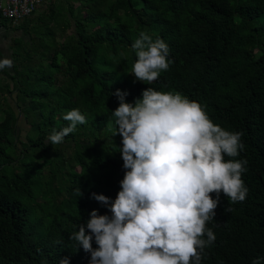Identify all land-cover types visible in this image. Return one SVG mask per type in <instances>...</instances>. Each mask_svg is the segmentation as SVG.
I'll use <instances>...</instances> for the list:
<instances>
[{
    "label": "trees",
    "instance_id": "obj_1",
    "mask_svg": "<svg viewBox=\"0 0 264 264\" xmlns=\"http://www.w3.org/2000/svg\"><path fill=\"white\" fill-rule=\"evenodd\" d=\"M49 7L57 13L40 26L55 21L49 35L65 37L44 45V65L31 62L34 49L26 65L13 52L0 80V264H90L70 237L93 210L111 215L93 193L114 201L126 171L112 93L127 92L133 102L148 87L179 92L214 124L243 134L244 149L224 159L247 160L248 193L233 203L221 192L206 222L216 239L201 264H264V0H50ZM141 32L169 48V68L150 85L132 74L131 45ZM77 108L87 123L51 144Z\"/></svg>",
    "mask_w": 264,
    "mask_h": 264
},
{
    "label": "clouds",
    "instance_id": "obj_2",
    "mask_svg": "<svg viewBox=\"0 0 264 264\" xmlns=\"http://www.w3.org/2000/svg\"><path fill=\"white\" fill-rule=\"evenodd\" d=\"M131 47L137 57L132 65L136 80L150 85L169 68L163 39L141 32ZM12 63L0 60V70ZM112 95L119 101L112 113L126 170L121 190L114 201L93 193L111 215L93 210L86 228L80 225L70 238L90 253V264H201L202 250L216 239L206 222L216 216L221 192L233 203L244 201L248 193L242 179L247 160L224 159L244 149L243 134L214 124L199 103L179 92L148 87L133 102L119 89ZM63 119L70 124L53 130L48 137L53 145L87 123L78 108ZM59 264H69V259Z\"/></svg>",
    "mask_w": 264,
    "mask_h": 264
},
{
    "label": "rangeland",
    "instance_id": "obj_3",
    "mask_svg": "<svg viewBox=\"0 0 264 264\" xmlns=\"http://www.w3.org/2000/svg\"><path fill=\"white\" fill-rule=\"evenodd\" d=\"M52 13V12H51ZM50 13V15H51ZM57 12L55 11V13L53 12L52 15L56 14ZM49 19V16L46 17V22L48 21ZM4 22L6 25H9L11 23H9L8 21H5L4 19H0V22ZM15 24V23H14ZM56 24L55 21H53L52 23H46V24H42V27H39L40 28V32L41 35H38V37L36 36V40L34 41H30L31 39H29L28 41H22L21 43H18L16 41H13L12 44H11V49L12 51L9 50V44L7 41H5V38L3 37V34H0L1 35V39L2 41L5 43L4 45H2V47H0V51L3 53L1 56H0V60L4 59V58H9L12 60V56H13V52H14V59H15V63L17 65L21 64V61L25 64L26 61H24V59L26 58V53H32V50L34 49L35 51H37V54L34 53L31 57V62L36 64L38 62H40L44 56V53L48 54L49 52L46 51L47 48L44 46L46 43L48 44H51L53 43L54 41L57 40V38H64L65 36H63V34H59V37L58 36H51L49 34H51V32L53 31H57L58 30V25L57 26H54ZM1 25V24H0ZM3 26V25H2ZM40 26V25H39ZM13 29V28H12ZM70 32V31H69ZM45 34V35H44ZM48 34V35H47ZM41 39H37V38H40ZM7 40V39H6ZM30 41V42H29ZM41 45V46H40ZM36 46V47H34ZM23 47V49H21ZM42 53V54H41ZM24 54V55H22ZM29 56V55H27ZM47 60L44 59L43 61H41L40 63L42 65L46 64ZM26 65V64H25ZM12 68V67H11ZM11 68H5L3 70H0V80L3 79V77H6L5 75V71L6 70H11ZM1 91V90H0ZM0 98H1V94H0ZM11 98V97H10ZM9 98V99H10ZM11 101V100H10ZM12 102V101H11ZM20 127L22 128L23 130V133L25 135V131H24V128H26V123L24 122V118L21 117V121H20Z\"/></svg>",
    "mask_w": 264,
    "mask_h": 264
},
{
    "label": "crops",
    "instance_id": "obj_4",
    "mask_svg": "<svg viewBox=\"0 0 264 264\" xmlns=\"http://www.w3.org/2000/svg\"><path fill=\"white\" fill-rule=\"evenodd\" d=\"M49 1L50 0H45V2L32 15L16 22L15 24L12 23L7 26L0 25V34H3L5 41L8 42L10 51H12L11 44L14 41V38L21 37L28 41L31 35H36L37 37L38 35H41L39 31L35 29H40L39 27L41 26L39 25H41L43 19L47 17V14L52 12L51 8L49 7ZM60 1L64 0H57V5L60 3ZM58 34L60 33L58 32ZM4 44L5 43L2 41L0 35V47H2Z\"/></svg>",
    "mask_w": 264,
    "mask_h": 264
},
{
    "label": "built area",
    "instance_id": "obj_5",
    "mask_svg": "<svg viewBox=\"0 0 264 264\" xmlns=\"http://www.w3.org/2000/svg\"><path fill=\"white\" fill-rule=\"evenodd\" d=\"M45 0H0V15L16 23L32 15Z\"/></svg>",
    "mask_w": 264,
    "mask_h": 264
}]
</instances>
